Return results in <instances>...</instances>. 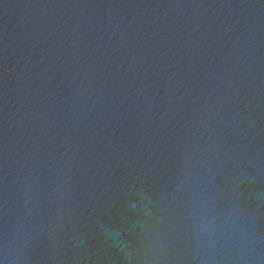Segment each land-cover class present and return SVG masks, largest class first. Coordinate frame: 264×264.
Listing matches in <instances>:
<instances>
[{
    "label": "water",
    "instance_id": "obj_1",
    "mask_svg": "<svg viewBox=\"0 0 264 264\" xmlns=\"http://www.w3.org/2000/svg\"><path fill=\"white\" fill-rule=\"evenodd\" d=\"M0 264H264V0H0Z\"/></svg>",
    "mask_w": 264,
    "mask_h": 264
}]
</instances>
